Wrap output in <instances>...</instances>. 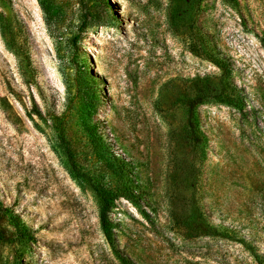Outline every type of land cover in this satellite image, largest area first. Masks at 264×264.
Masks as SVG:
<instances>
[{
	"label": "rangeland",
	"instance_id": "374dc122",
	"mask_svg": "<svg viewBox=\"0 0 264 264\" xmlns=\"http://www.w3.org/2000/svg\"><path fill=\"white\" fill-rule=\"evenodd\" d=\"M0 205V264L264 261V0H0Z\"/></svg>",
	"mask_w": 264,
	"mask_h": 264
},
{
	"label": "trees",
	"instance_id": "16d2710c",
	"mask_svg": "<svg viewBox=\"0 0 264 264\" xmlns=\"http://www.w3.org/2000/svg\"><path fill=\"white\" fill-rule=\"evenodd\" d=\"M87 27H88L87 17H84L80 29L83 30ZM206 48L209 56H211L210 58H212L213 62L221 70V74L220 77L218 78L219 82L217 84H215L213 87H208L207 92L205 93L203 92L198 93L188 103L187 114H186V132L188 139L195 144H201L204 140V135L201 133L199 127L197 109L199 106H201L206 102L204 99L205 97H210L211 101L214 103L226 104L231 106H237V102H239L240 100L238 96H234L228 91V87H229L228 84H230V75H231L228 63L225 60L218 57L209 45H206ZM125 168L126 167L124 165L123 169ZM93 190L99 201V206H100L99 219H100L101 228L104 234L106 235V237L110 241H112V222L109 219V212L113 208L114 201L117 199L118 196L112 194L110 191H107L99 187H93ZM132 192L133 193H129L128 195H126L128 199L135 198L134 191L132 190ZM2 214L12 215V212L9 209H3V206L0 205V215ZM12 217H14V215H12ZM16 237L28 241L34 240L33 231H31L26 226L21 227L19 233L15 237L11 238V240L15 239ZM3 238L5 237L0 232V239ZM258 261L259 264H264V261L262 259H258Z\"/></svg>",
	"mask_w": 264,
	"mask_h": 264
}]
</instances>
